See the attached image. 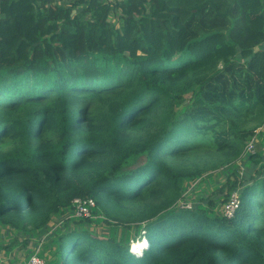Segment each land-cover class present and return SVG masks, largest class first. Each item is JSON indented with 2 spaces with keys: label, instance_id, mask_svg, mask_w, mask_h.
I'll use <instances>...</instances> for the list:
<instances>
[{
  "label": "trees",
  "instance_id": "1",
  "mask_svg": "<svg viewBox=\"0 0 264 264\" xmlns=\"http://www.w3.org/2000/svg\"><path fill=\"white\" fill-rule=\"evenodd\" d=\"M262 64L264 0H0V221L53 264H264ZM94 220L119 234L79 228Z\"/></svg>",
  "mask_w": 264,
  "mask_h": 264
},
{
  "label": "rangeland",
  "instance_id": "2",
  "mask_svg": "<svg viewBox=\"0 0 264 264\" xmlns=\"http://www.w3.org/2000/svg\"><path fill=\"white\" fill-rule=\"evenodd\" d=\"M255 52L256 54H258L260 50L256 48ZM262 55L263 54H260L259 56L255 55L254 60L252 61V65L256 67L257 59L261 58ZM250 69L255 72L253 68ZM257 74L259 79L264 82V64L261 65V69L257 71ZM259 129L255 131V134H257V132L259 131L261 132L262 129L260 130ZM257 135L252 137L254 139L253 149H255L256 145L258 144L259 135L258 136ZM235 163L236 162L224 165L216 170L209 171L203 174L202 178H199V180L187 182L184 193V200L189 202L190 206H193L195 201L197 200L196 196H198L201 191H204L207 195L209 192H211V190L220 188L221 185H223L227 181L230 175L233 176L232 171L236 169ZM239 164L242 165L243 172L245 168L249 165V163H243V162L241 163V161H239ZM224 204L225 203L221 204L216 208L218 214H222V209ZM214 208H213V212L214 211L216 212ZM67 215L68 213L65 212L62 216L56 215L53 217L54 222L52 221L50 223L52 227L50 228L49 234L53 232V230L58 228L57 225L59 221L61 219H64ZM69 220L71 219L69 218ZM79 228L87 229L91 233V235L96 236L100 239L111 238L112 236L110 233L117 232V234H119V231L116 228L110 227L107 224L100 222L99 220H94L93 223L90 224V226H87L85 224L79 225ZM133 234H134L133 230L129 231L128 237L132 239ZM142 236L143 234H141L139 239L136 238L137 240L131 243L130 247H132V249L134 247V244L139 246V243H141L140 240ZM40 238L41 237H35V236L27 237L24 235V232L22 230L20 232H16V230L14 231L8 225H4L0 221V264H23L36 250L38 239ZM24 241H27L26 245H24ZM2 245H5V247L8 246L9 249H2L1 248ZM139 249L140 248H138L137 250ZM55 252L56 250L53 246L49 244V240L45 241L44 245L42 246V249L40 248V254L44 256L45 261L49 264L54 263L53 261L55 258Z\"/></svg>",
  "mask_w": 264,
  "mask_h": 264
},
{
  "label": "built area",
  "instance_id": "3",
  "mask_svg": "<svg viewBox=\"0 0 264 264\" xmlns=\"http://www.w3.org/2000/svg\"><path fill=\"white\" fill-rule=\"evenodd\" d=\"M254 147V139L251 138L250 141L246 144L245 152H252ZM239 194L233 192L230 194L228 201L223 205L222 215L231 219L234 217L238 207H239ZM74 207V216L78 218H90L91 211L95 207V203L92 199H80L76 198L72 201ZM189 202L183 200L180 202V208H190ZM41 245V243H40ZM40 245L32 253V255L23 263V264H46L44 258L40 256Z\"/></svg>",
  "mask_w": 264,
  "mask_h": 264
},
{
  "label": "bare ground",
  "instance_id": "4",
  "mask_svg": "<svg viewBox=\"0 0 264 264\" xmlns=\"http://www.w3.org/2000/svg\"><path fill=\"white\" fill-rule=\"evenodd\" d=\"M143 242H141V243H139V246L138 245H136V244H134V247H133V249H132V251H137V249L138 248H141L142 246H143ZM141 245V246H140Z\"/></svg>",
  "mask_w": 264,
  "mask_h": 264
},
{
  "label": "clouds",
  "instance_id": "5",
  "mask_svg": "<svg viewBox=\"0 0 264 264\" xmlns=\"http://www.w3.org/2000/svg\"><path fill=\"white\" fill-rule=\"evenodd\" d=\"M142 242L144 243L143 245H145L146 239L144 237L142 238Z\"/></svg>",
  "mask_w": 264,
  "mask_h": 264
}]
</instances>
